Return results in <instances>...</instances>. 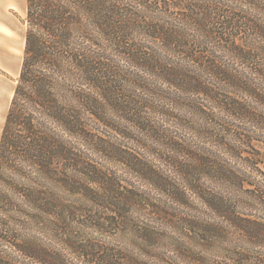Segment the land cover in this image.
<instances>
[{
    "label": "trees",
    "instance_id": "1",
    "mask_svg": "<svg viewBox=\"0 0 264 264\" xmlns=\"http://www.w3.org/2000/svg\"><path fill=\"white\" fill-rule=\"evenodd\" d=\"M25 14L0 264H264V0Z\"/></svg>",
    "mask_w": 264,
    "mask_h": 264
},
{
    "label": "rangeland",
    "instance_id": "2",
    "mask_svg": "<svg viewBox=\"0 0 264 264\" xmlns=\"http://www.w3.org/2000/svg\"><path fill=\"white\" fill-rule=\"evenodd\" d=\"M25 20V0H0V26L6 29V32L0 30L2 33L0 34V134L14 87L18 81V71L24 48ZM187 115L192 121L199 122L190 112L181 113V116L185 118ZM253 143L259 150L261 162L259 166L264 171V143L257 141ZM111 166L109 165V167ZM118 170L120 171V169ZM114 238L123 243L127 242L126 237Z\"/></svg>",
    "mask_w": 264,
    "mask_h": 264
},
{
    "label": "bare ground",
    "instance_id": "3",
    "mask_svg": "<svg viewBox=\"0 0 264 264\" xmlns=\"http://www.w3.org/2000/svg\"><path fill=\"white\" fill-rule=\"evenodd\" d=\"M0 29H2L4 32H6V29L2 26H0Z\"/></svg>",
    "mask_w": 264,
    "mask_h": 264
},
{
    "label": "crops",
    "instance_id": "4",
    "mask_svg": "<svg viewBox=\"0 0 264 264\" xmlns=\"http://www.w3.org/2000/svg\"><path fill=\"white\" fill-rule=\"evenodd\" d=\"M0 30H2V29H0ZM3 31V30H2ZM4 32V31H3ZM0 34H2L1 32H0Z\"/></svg>",
    "mask_w": 264,
    "mask_h": 264
}]
</instances>
